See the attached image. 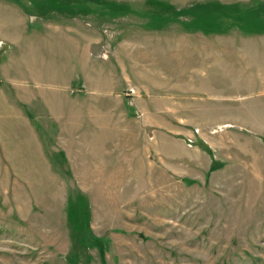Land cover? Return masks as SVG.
<instances>
[{
	"label": "rangeland",
	"instance_id": "374dc122",
	"mask_svg": "<svg viewBox=\"0 0 264 264\" xmlns=\"http://www.w3.org/2000/svg\"><path fill=\"white\" fill-rule=\"evenodd\" d=\"M263 32L264 0H0V264H264V94L179 81Z\"/></svg>",
	"mask_w": 264,
	"mask_h": 264
},
{
	"label": "crops",
	"instance_id": "0c3cea01",
	"mask_svg": "<svg viewBox=\"0 0 264 264\" xmlns=\"http://www.w3.org/2000/svg\"><path fill=\"white\" fill-rule=\"evenodd\" d=\"M162 31V30H161ZM165 31V30H164ZM163 32V31H162ZM166 32V31H165ZM262 34V35H259ZM251 35H228L221 37H209L203 34L197 39L200 42L201 48L199 54L207 60V66L201 68L199 76L189 75L184 80H179L190 87V83L193 85L195 80L197 81L198 89H184L186 92L197 91L200 93H213L215 98H220V95H225L226 92L240 91L264 94V32ZM184 38H181L183 40ZM147 40V39H146ZM170 44L174 42V37L169 36L168 32L164 36L159 35L150 40L152 47L163 46L164 44ZM180 40V42H181ZM148 41V40H147ZM144 43V42H143ZM149 43V41H148ZM167 46V45H166ZM173 46V45H172ZM130 47L127 45V48ZM126 49H124L125 51ZM129 50V48L127 49ZM161 60L168 56L165 49H161ZM236 50V60L232 61L233 74L231 77L224 75L225 62L222 59L233 51ZM217 54L221 56V59H215L212 55ZM225 55V56H224ZM157 56V55H156ZM128 54L118 52V63L121 65V69L124 70L126 75V82L130 85L139 87L143 91H150V93L156 94L154 98H151L150 102L157 108V104H164L166 111L172 110L174 107L173 93L175 91L174 86L178 81L170 80L165 77L163 73L156 75L154 72L148 73L143 67H135ZM128 61V62H127ZM131 63V69L133 67V73L130 71L128 63ZM168 60L162 61V65H167ZM138 65V64H137ZM139 70H144L142 76L138 75ZM135 74L138 81L132 82L129 77ZM137 74V75H136ZM190 76L195 80L191 82ZM133 88V87H132ZM129 90L131 89L128 88ZM128 90V91H129ZM115 92V91H113ZM118 92V91H116ZM127 94V92H126ZM264 96V95H263ZM226 123L229 124H244L248 123L241 120H230Z\"/></svg>",
	"mask_w": 264,
	"mask_h": 264
}]
</instances>
